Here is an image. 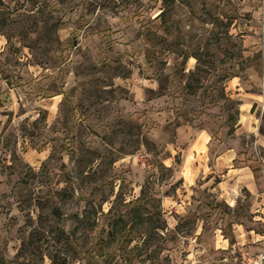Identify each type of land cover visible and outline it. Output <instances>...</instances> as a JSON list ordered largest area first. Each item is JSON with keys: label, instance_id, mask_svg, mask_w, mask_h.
Masks as SVG:
<instances>
[{"label": "rangeland", "instance_id": "1", "mask_svg": "<svg viewBox=\"0 0 264 264\" xmlns=\"http://www.w3.org/2000/svg\"><path fill=\"white\" fill-rule=\"evenodd\" d=\"M160 211V253L111 235ZM261 253L264 0H0V264Z\"/></svg>", "mask_w": 264, "mask_h": 264}, {"label": "trees", "instance_id": "2", "mask_svg": "<svg viewBox=\"0 0 264 264\" xmlns=\"http://www.w3.org/2000/svg\"><path fill=\"white\" fill-rule=\"evenodd\" d=\"M167 13L166 10L161 12V16L164 17ZM190 87V85H189ZM192 90L194 87H190ZM196 90V89H195ZM71 133V132H70ZM66 141H67V149L68 151L71 153L72 157L74 158L76 155V151L75 149H73L72 147V139L70 134L68 136H66ZM137 202H141L140 200H138ZM55 213V215L57 216L58 220L63 223V225H65L66 222V218L64 217V215L62 213H60L59 209H55L53 211ZM138 216L135 217L136 222H134V225H129V221L125 218V216L120 215L118 217V219H113L112 221H110V226H112V231H111V235H113L115 238L120 237L121 236H125V239L129 242V243H133L134 239H135V235L133 234L135 229L138 230H142L140 232V238L142 240V244L146 247L147 250H149V248L153 245H156V248L153 252L154 254H157L163 251V245L162 244L166 239H165V234L163 233V231L167 228V223L166 220L162 217H160L162 215V212H158V219L154 220V218L152 216L148 217H143V214L141 212H139L137 214ZM76 231L74 230L70 233V236L73 237L76 235ZM163 240V241H162ZM121 246L118 247V250L120 251Z\"/></svg>", "mask_w": 264, "mask_h": 264}, {"label": "crops", "instance_id": "3", "mask_svg": "<svg viewBox=\"0 0 264 264\" xmlns=\"http://www.w3.org/2000/svg\"><path fill=\"white\" fill-rule=\"evenodd\" d=\"M235 170L233 169V171H231L230 173H232V172H234ZM234 175V174H233ZM233 179H235V184L236 185H241V184H243V185H249L250 186V188H253L254 187V181H253V176L248 172V173H243V175H239V176H234V178ZM228 182V181H227ZM226 181H221L220 182V184H222V183H227ZM231 182V181H230ZM222 188H225V187H223L222 185H220ZM234 187H235V185H234ZM233 190H234V188H233ZM226 244L227 243H225V244H222L221 246L222 247H226Z\"/></svg>", "mask_w": 264, "mask_h": 264}, {"label": "built area", "instance_id": "4", "mask_svg": "<svg viewBox=\"0 0 264 264\" xmlns=\"http://www.w3.org/2000/svg\"><path fill=\"white\" fill-rule=\"evenodd\" d=\"M246 264H264V253L259 255H250L246 258Z\"/></svg>", "mask_w": 264, "mask_h": 264}]
</instances>
